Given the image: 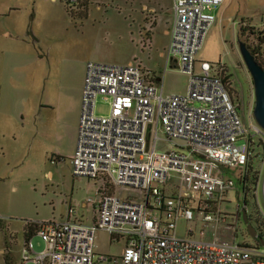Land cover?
I'll return each mask as SVG.
<instances>
[{
  "label": "built area",
  "instance_id": "obj_1",
  "mask_svg": "<svg viewBox=\"0 0 264 264\" xmlns=\"http://www.w3.org/2000/svg\"><path fill=\"white\" fill-rule=\"evenodd\" d=\"M172 1L166 55L187 75L186 92L165 94L163 79L139 64H87L70 164L74 176L102 182L96 215L90 224L31 223L45 247L35 252L32 238L24 240V264H264L263 250L238 242L222 213L235 186L228 171L241 176L254 157L251 133L264 142V130L244 124L224 63L198 57L225 0ZM100 98L109 103L105 115L96 113ZM160 134L179 149L159 151ZM181 218L196 223L184 235ZM98 230L126 237L120 255L96 252Z\"/></svg>",
  "mask_w": 264,
  "mask_h": 264
},
{
  "label": "rangeland",
  "instance_id": "obj_2",
  "mask_svg": "<svg viewBox=\"0 0 264 264\" xmlns=\"http://www.w3.org/2000/svg\"><path fill=\"white\" fill-rule=\"evenodd\" d=\"M90 2L85 33L92 36L91 53L86 57L88 54L81 53L83 44L76 40L77 30L67 18L59 40L43 39L24 46L12 38L20 26L29 22L32 10L39 15L46 9H61L62 4L58 0L56 3L54 0H0V264H7L6 258L10 264L13 260L23 263V225L27 222L63 220L70 207L76 210L77 218L83 216L85 223H92L96 215L91 204L84 208L82 203L88 198L98 199L97 189L102 182L74 176L68 161L56 160L63 156V149L74 142V137L66 136L61 142L53 140L47 136V124L42 125V107L59 96L52 81L58 76L60 67L81 66L86 73L89 62H131L158 74L163 79L165 94L186 92L187 75L179 68L166 65V58L159 56V52L166 48L165 39L160 38L158 45L149 47L146 34L138 27L142 14L141 0ZM11 7L20 10L10 13ZM219 10L217 21L198 57L224 63L231 82V97L238 105L244 124L251 130L256 124L253 116L254 83L240 54L238 41L245 42L264 67V0H227L222 15ZM42 23L39 18L38 25ZM7 32L10 36L6 35ZM20 58H26L24 68L8 65L9 59H17V62ZM46 84L47 92L43 89ZM95 109L97 114L105 115L109 111V103L100 98ZM9 124L13 125L12 135L2 137ZM159 137L156 142L159 151L179 149L173 141L163 139L161 134ZM251 138L254 155L257 153L253 161L258 169V184L253 189L255 200L249 197L245 208L251 216V221L248 216L249 223L256 230L255 237L251 236L248 225L242 220L244 197L238 181L239 170L228 171L235 180V186L225 194L222 213L236 224L238 242L259 247L264 252V244L260 246L256 238L258 232L264 235V142L252 133ZM50 171L52 176L48 175ZM195 225V222L181 218L179 234L184 235L186 227ZM125 240L126 237L116 238L98 230L95 235L96 252L120 255ZM32 243L35 252L45 247L38 235L32 238Z\"/></svg>",
  "mask_w": 264,
  "mask_h": 264
},
{
  "label": "crops",
  "instance_id": "obj_3",
  "mask_svg": "<svg viewBox=\"0 0 264 264\" xmlns=\"http://www.w3.org/2000/svg\"><path fill=\"white\" fill-rule=\"evenodd\" d=\"M56 1L54 0L55 3ZM90 1L91 0L87 1V5L85 7H77L72 12H69L62 3H60L62 4L61 9H46L43 14L39 13V15L35 13V10H32V13L29 16V22H27L25 26H20V28L17 30V34L12 36V38H14V40H16L17 42L22 43L24 46H28L34 42H41V40L43 39H49L51 41L59 40L62 27L66 22L65 18H67L70 24L74 25V29L77 30V35H75L76 40L82 43L84 46L81 53L88 54L86 57H90V42L92 36L90 35V37L85 33L86 22L88 21L90 15ZM141 1L142 14L139 21V29L141 30V32H144L146 34V39L149 42V47H152L153 44L158 45L160 38H164L167 48L170 41V28L173 20V1ZM226 1L227 0H225V2L221 6L213 10V13L216 17L215 23L218 18L217 10L220 9L219 14L222 15L225 11ZM19 10L20 9L17 7H11L10 13L18 12ZM10 13H8V15ZM39 18L43 22V25H38ZM6 35L10 36V33L7 32ZM166 48L163 51L159 52V56L165 57L166 65H168L167 55L165 51ZM78 59H80V57ZM16 60L17 59H9L8 65H17L19 69L24 68L25 65L23 61H26V58H20L17 62ZM173 66L176 67L175 60L173 62ZM8 68L13 69L10 67ZM58 76L56 78L54 77L52 82L55 85V91L59 94V96L51 100V102L45 103V107H42L40 116L42 117V125L47 124L48 126L47 136L49 138L61 142L62 139L66 136L74 137V142L70 146L63 149V162L68 161L70 163V158L74 153L77 143L85 68L81 66L73 68L62 66L59 68ZM159 77L160 76L156 74V80H158ZM43 89L47 92V84L43 86ZM12 127V124L7 125L4 129V132H2L4 134H1L2 137H4V135H12ZM1 149L3 148L1 147ZM48 175L52 176V171H50ZM100 188L101 185L98 187L97 192ZM98 200L99 197L98 199H95V201L93 199V203L86 201L82 203V206L85 208L91 204L95 211L94 203ZM82 218L83 216L78 218L76 216H69L68 212H66L62 219H76L84 222ZM25 225H23V239H25ZM11 264L21 263L13 260L11 261Z\"/></svg>",
  "mask_w": 264,
  "mask_h": 264
},
{
  "label": "water",
  "instance_id": "obj_4",
  "mask_svg": "<svg viewBox=\"0 0 264 264\" xmlns=\"http://www.w3.org/2000/svg\"><path fill=\"white\" fill-rule=\"evenodd\" d=\"M238 48L244 63L250 72L254 83V108L253 116L256 124L264 130V67L257 61L255 55L250 51L245 42L239 40ZM264 196V179L262 184ZM242 220L248 225L252 237H255L256 230L249 223L248 213L244 206L241 210Z\"/></svg>",
  "mask_w": 264,
  "mask_h": 264
},
{
  "label": "trees",
  "instance_id": "obj_5",
  "mask_svg": "<svg viewBox=\"0 0 264 264\" xmlns=\"http://www.w3.org/2000/svg\"><path fill=\"white\" fill-rule=\"evenodd\" d=\"M87 1L88 0H77L76 3H72L70 4L68 1L66 0H60V3H62L69 12H72L74 9H76L77 7H85L87 5ZM225 82L228 84V88L229 90H231V82L229 79V75L227 74V71L225 70ZM254 150V148H253ZM256 155H254V157L252 158V160L250 161V163L247 165V167L245 168V170L242 172L241 176H239V181L241 183L242 186V191H243V197H244V203L245 205L248 203V198L252 197L255 200V194H253V189L255 188V186L258 184V169L256 166V163H254L253 159L256 158ZM255 205H256V201ZM246 207V206H245ZM249 219H250V213H248ZM251 221V219H250ZM33 222H27L25 225V241L27 239L32 238L34 235H36V230H37V225L36 224H31ZM256 238H258V243L260 246H262V244H264V235H262L260 232L257 233ZM245 245L246 244L244 243ZM255 248H259L256 247ZM7 264L9 263V260L6 258Z\"/></svg>",
  "mask_w": 264,
  "mask_h": 264
}]
</instances>
